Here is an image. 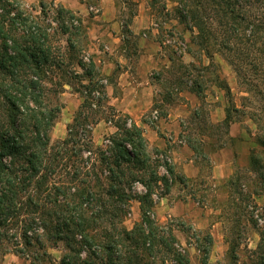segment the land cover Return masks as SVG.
Listing matches in <instances>:
<instances>
[{
    "label": "rangeland",
    "instance_id": "rangeland-1",
    "mask_svg": "<svg viewBox=\"0 0 264 264\" xmlns=\"http://www.w3.org/2000/svg\"><path fill=\"white\" fill-rule=\"evenodd\" d=\"M22 1L20 10L47 30L56 52L65 53L68 35L60 31L55 21L58 6L53 0H45L46 10L42 13L40 0ZM116 1L121 41L114 53L89 38L91 17L82 22L87 38L73 36L79 40L78 55L88 61L93 58L94 63L97 61L94 78L105 84V88L91 96L92 109H86L91 119L98 121L92 125L95 147H107L106 138L117 130L113 122L119 120L127 127L135 122L143 129L153 158L159 164L163 158L170 161L178 176L184 178L174 181L169 191L160 184L156 190L160 196H155V212L160 224L174 229L191 264H201L204 254L197 248V232L201 236L212 235L211 264H232L230 254L233 252L237 256L235 264H248L259 242L258 230L250 218H260L264 211L261 174L264 170L253 165L254 155L259 160L258 167H264V0H252L250 5L244 6L250 16L249 24L242 20L238 28L237 25L225 27L220 18H215L211 24L215 35L209 42L208 54L197 44L196 29L181 20L180 0H158L154 6L151 0H143L150 23L140 34L131 29L135 14L139 13L138 3ZM254 25L263 28L252 34L256 29ZM97 48L102 50L99 55L93 53ZM144 49L152 56L145 62L142 77L138 59L145 53ZM67 52L70 55L69 50ZM69 55L65 56V66L54 68L45 80L48 103L60 106L50 131L52 145L66 137L68 126L83 100L78 89H84L83 84L88 82V79L81 81L66 73L75 66L71 65ZM99 60L116 63L110 75L103 73ZM124 69H128V76L121 79ZM119 78L134 83L143 78L151 82L152 105L136 106L132 114L119 109L111 98V94L119 98L123 95ZM227 110L231 119L225 122ZM8 122L7 100L0 93V137L7 136ZM189 140L197 146L196 150L188 144ZM157 170L167 174L161 165ZM2 187L0 184V189ZM135 190L140 193L145 189L136 183ZM40 216L39 210L27 211L14 218L8 227L7 222L0 225V264H61L67 252L63 242L43 238V248L37 243L30 247L24 244L26 222ZM140 219V203L132 200L125 226L131 229ZM7 230L11 234L9 239ZM232 244L236 247L234 251ZM16 249L23 252L17 253ZM37 256L40 258L36 259Z\"/></svg>",
    "mask_w": 264,
    "mask_h": 264
},
{
    "label": "trees",
    "instance_id": "trees-1",
    "mask_svg": "<svg viewBox=\"0 0 264 264\" xmlns=\"http://www.w3.org/2000/svg\"><path fill=\"white\" fill-rule=\"evenodd\" d=\"M157 1L151 0V6ZM22 2L0 0V93L9 109L7 136L0 137V225L7 222L8 227L23 213L39 210L40 217L26 222L24 244L30 247L37 243L43 248V238L63 242L67 252L61 264H191L174 229L156 218L155 196H160L157 188L163 184L169 191L174 181L184 179L178 176L174 164L165 158L159 164L153 158L144 131L135 122L127 127L119 120H110L117 130L106 138V148L95 147L92 125L98 121L86 111L94 105L90 102L93 93L105 88V84L94 78L97 73L93 58L88 61L76 51L78 38H87L82 16L58 6L55 21L68 35L65 48L70 52L60 54L49 41L47 30L20 10ZM180 2L181 20L196 29L197 44L208 54L209 42L215 35L212 21L218 17L223 26L238 28L242 20L247 22L250 17L244 6L252 0ZM45 5L41 0L42 13ZM254 26L252 34L263 28ZM68 55L75 66L66 73L88 82L83 84L84 89H78L83 100L66 137L52 145L50 131L60 106L48 103L45 80L54 68L65 66ZM229 119L227 110L224 121ZM188 144L197 149L192 140ZM253 161L256 169L264 170L258 167L259 160L254 155ZM158 165L169 176L160 174ZM261 174L264 179V171ZM136 183L145 190L137 192ZM132 200L140 203L141 219L129 229L125 220L131 213ZM259 217L250 218L258 230L259 242L248 264H264V211ZM10 235L7 230V239ZM195 237L197 248L204 253L201 264H211L212 235L197 232ZM232 249H236L234 244ZM15 252L21 254L23 250ZM230 256L235 264L236 254Z\"/></svg>",
    "mask_w": 264,
    "mask_h": 264
},
{
    "label": "crops",
    "instance_id": "crops-1",
    "mask_svg": "<svg viewBox=\"0 0 264 264\" xmlns=\"http://www.w3.org/2000/svg\"><path fill=\"white\" fill-rule=\"evenodd\" d=\"M132 1L138 3L139 13L135 14L131 29L134 33L140 34L149 26L150 17L148 15V12L146 11L147 7L145 1ZM116 2V0H96L94 2L92 0H53V3H55V5H60L65 8L71 9L75 14L81 15L85 21L86 18L91 17L93 19V22L88 27L89 38L92 40V42H94V44H104L106 49L111 53H114L117 50L119 42L121 41V37L119 34V28L121 24L117 19ZM145 40V42H149L150 44L149 40ZM149 44H144V46H148ZM144 51L145 53H142L138 59L139 71L142 77L145 73V65H147L145 62L147 61V59H150V56H152V53H149V50L144 49ZM101 52L102 50L97 48L93 53L99 55ZM122 61L123 60L121 59V62ZM96 62L97 61H95V63ZM99 62L102 63L101 60H99ZM102 64L103 65L101 69L105 75H110L116 66L115 62H107ZM122 72L123 73H121V79H124V77L126 78L128 76L129 71L128 69H124V71ZM143 79H140L139 82L134 83L128 80L120 81L119 78V85L121 86L123 95L119 98L114 97L111 94L112 100L119 109L132 114L136 106L149 107L152 105V103L154 102L153 84L149 81L145 82L146 79ZM107 86L109 87V85ZM126 105L129 107H127ZM117 111L120 110L117 109Z\"/></svg>",
    "mask_w": 264,
    "mask_h": 264
}]
</instances>
